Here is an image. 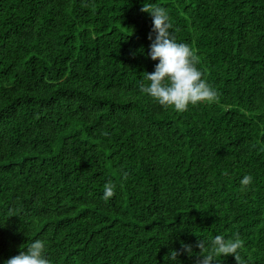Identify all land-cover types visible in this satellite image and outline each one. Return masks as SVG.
Returning <instances> with one entry per match:
<instances>
[{
	"label": "trees",
	"instance_id": "16d2710c",
	"mask_svg": "<svg viewBox=\"0 0 264 264\" xmlns=\"http://www.w3.org/2000/svg\"><path fill=\"white\" fill-rule=\"evenodd\" d=\"M144 4L214 102L140 91L159 62ZM237 232L264 264V0H0V264L37 239L50 264H195ZM181 241L193 255L169 261Z\"/></svg>",
	"mask_w": 264,
	"mask_h": 264
},
{
	"label": "clouds",
	"instance_id": "9594fccd",
	"mask_svg": "<svg viewBox=\"0 0 264 264\" xmlns=\"http://www.w3.org/2000/svg\"><path fill=\"white\" fill-rule=\"evenodd\" d=\"M142 12H147L153 20L152 31L148 35L151 41L148 55L154 61L155 71L147 73L150 84H141L140 91L152 97L161 106L172 107L178 113L188 110L189 104L197 105L201 102H214L217 98L216 91L202 79V72L195 66L198 61L190 47L184 43H177L170 29L169 15L161 6H150L144 4ZM155 33V38H153ZM104 135H107L105 132ZM127 179L128 173H122ZM252 176L245 175L241 180L242 189L252 183ZM116 185L111 181L104 185L103 199L108 202L115 194ZM196 247L200 249L195 264H218L217 257L234 255L237 264H246L239 254L243 242L237 232L234 238L226 239L222 235H216L211 240V246L205 241L199 240ZM23 249V248H22ZM46 245L43 241L34 240L26 249L16 256L7 259L4 264H50L45 258ZM187 253L193 255V246L181 241L178 250L168 253L169 261H178V257Z\"/></svg>",
	"mask_w": 264,
	"mask_h": 264
}]
</instances>
